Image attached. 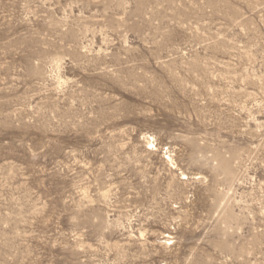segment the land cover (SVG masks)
<instances>
[{
	"label": "rangeland",
	"instance_id": "rangeland-1",
	"mask_svg": "<svg viewBox=\"0 0 264 264\" xmlns=\"http://www.w3.org/2000/svg\"><path fill=\"white\" fill-rule=\"evenodd\" d=\"M0 264H264V0H0Z\"/></svg>",
	"mask_w": 264,
	"mask_h": 264
}]
</instances>
